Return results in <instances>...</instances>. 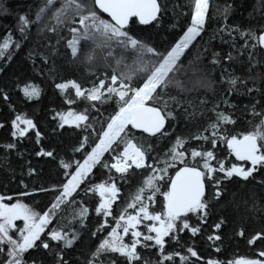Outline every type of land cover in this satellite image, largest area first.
I'll list each match as a JSON object with an SVG mask.
<instances>
[{
	"label": "snow or ice",
	"instance_id": "snow-or-ice-1",
	"mask_svg": "<svg viewBox=\"0 0 264 264\" xmlns=\"http://www.w3.org/2000/svg\"><path fill=\"white\" fill-rule=\"evenodd\" d=\"M57 3L59 6L57 7ZM229 8H225V21ZM209 9V0H192L190 23L186 28H182V34L175 42L163 51L132 34L130 25L136 20L141 25H149L158 22L162 14V6L159 0H43L42 4L35 12L34 19L30 13L20 14L17 17V31L21 40H26L33 25L47 28L55 33L59 26H70L69 31L72 38L67 41V46L71 50L73 58L77 57L81 41L90 42L92 48L86 55V60L92 62L95 53L99 50L105 53L104 59L114 60L115 67L109 77L105 73L103 79L98 83H93L90 88L84 89L75 79L55 83V88L62 95H67L69 90H74L76 98H82L91 102L107 103L114 102L113 112L106 121H94L100 123L99 131H96L93 123H89L90 116L87 110L58 112L59 127L74 125L76 128L85 130L92 129L95 133V140L88 145L89 136L83 137L79 142V147L75 149L82 152V162L61 159L60 166L65 170V181L51 189H39L40 191H52L58 193L54 196L51 207L43 213L37 212L22 199H15L12 196L0 195V264H28L25 254L29 250H48L55 256V264H68L64 259V251L73 247L79 239V234L73 232L69 235L63 228H49L53 217L57 215V210L62 205L75 204L78 196V189L84 185L85 197L88 193L98 194L99 201L93 206L97 216H102L103 223L99 224L98 231H106L108 217H112L114 226L107 236L100 240V243L91 253V258L87 264H174L175 258L179 257V264H197L203 260L196 247L190 244L186 247V254L181 251L167 252L166 244L175 241L180 245V233H191V237H196L202 233L204 224H207L210 216L211 203L206 195V181L214 189L212 198L219 200L223 195V181L236 177L245 182L249 179H256V176L264 174V108L257 112L256 105H252L253 117L259 116L258 123L251 125V130L246 132H233L226 125H235L236 120L231 114L217 111L216 105L211 109L215 115V121L209 122L203 130L210 133L194 135L190 138L177 136L174 143L168 150L166 158L162 161L159 157L154 159L153 164L147 161L151 158L148 151L143 146L134 142L128 134L132 129L141 130L152 137L165 134L166 124L175 119V112L168 107L165 95L170 87H176L179 91H184V84L178 77L184 69L183 58L192 51L195 46L194 41L205 29L206 19ZM8 10L4 9L6 13ZM105 14L107 18H105ZM55 23L49 27L45 19ZM232 31H238L233 28ZM239 35L244 38V46L255 50L257 47L264 48V26L257 32L253 29L239 31ZM20 49L21 43L13 39V33L9 31L0 42V58L11 59L10 50ZM117 50L128 53L132 56L131 63H127V56L115 55ZM206 51V49L204 50ZM31 56V53H29ZM218 54H214L212 64L219 63L216 59ZM202 59L200 54H193L189 64L198 63ZM227 59L231 60L229 55ZM249 59H252L251 52ZM45 61L47 58L45 57ZM123 67V71L117 74V70ZM203 85V81L200 82ZM227 83L232 89L238 85V79L230 78ZM24 95L32 99L38 98L41 89L35 84H25L21 89ZM249 92L252 89H248ZM0 96L8 99L7 93L0 90ZM173 103L179 106L176 97L170 98ZM73 99H67L68 104H73ZM207 100H201L206 104ZM227 103V101H225ZM231 106V105H230ZM95 107V103L92 104ZM21 124L24 127H21ZM13 137H23L29 129H36L37 142L41 137L36 123L26 116L16 115L11 121ZM0 127H3L0 124ZM189 139L203 140L211 145L205 150L201 145L200 149H188L186 144ZM226 144L231 155L241 163H232L227 166L223 160H217L214 149L217 142ZM122 145V150L120 146ZM6 148L12 149L16 145L9 143ZM116 152L111 159L113 162H105L102 158L107 152ZM55 150L45 151L41 149L36 155L54 158ZM190 155L193 163H189ZM197 158L202 163H195ZM163 166H160V165ZM182 165L176 168V165ZM108 169L109 173L114 169L124 179L125 174L137 169H150L148 175L135 193L131 194L125 206L118 216H113V204L119 199L121 189L113 176L99 183L88 182L89 174L97 166ZM70 169H74L69 171ZM169 169L174 170V174H169ZM35 169L30 168L29 174L35 173ZM167 177V179H165ZM264 183V181H261ZM23 183V181H21ZM163 185L166 190L161 189ZM27 187V186H26ZM163 197L160 211H153L151 204L155 201L156 195ZM27 191H22L19 196H28ZM71 198V199H70ZM81 206L73 210V218H79L83 225L88 219L90 208L80 202ZM190 214H194L197 223H190ZM17 221H23V227L17 225ZM226 221L221 217L211 225L214 230L207 236L208 241H221L222 237L216 234L222 229ZM141 225L146 231L141 230ZM42 234H44L42 236ZM92 235H96L95 232ZM130 238L125 241V237ZM244 236V230L238 233ZM167 238V239H166ZM257 240H264V230L257 232L248 243ZM62 243V247L53 251L52 242ZM183 247V246H181ZM143 250H158L159 258L155 261L145 255ZM215 251L220 252V248ZM118 254L115 259L112 257ZM259 256L264 258V251H260ZM192 258H196L192 260ZM35 264V261H33ZM204 264H264V259L247 258L239 256L227 262L208 258Z\"/></svg>",
	"mask_w": 264,
	"mask_h": 264
},
{
	"label": "trees",
	"instance_id": "trees-1",
	"mask_svg": "<svg viewBox=\"0 0 264 264\" xmlns=\"http://www.w3.org/2000/svg\"><path fill=\"white\" fill-rule=\"evenodd\" d=\"M162 6V14L158 22L149 26H142L136 21L130 27L132 34L140 37L157 50L163 51L170 44L175 42L182 34L181 29L186 28L190 23V12L192 0H159ZM43 0H0V42L9 31L13 33V39L21 43V48L10 50L11 59L0 58V90L7 93L8 99L0 96V195L12 196L15 199H22L33 207L37 212L43 213L51 207L54 196L58 193L52 191H40L39 189H51L65 181V170L60 166L61 159L82 162V152L75 151L83 137L89 136L86 148L90 151L89 145L95 140V133L92 129L85 130L83 126L76 128L74 125H65L60 128L58 112H67L70 108L80 112L87 110L90 116L89 123L94 124L96 131L100 129V123L94 121H106L113 112L115 104L112 101L107 103L91 102L82 98H76L74 90H69L67 95H62L55 88V83L75 79L84 89L90 88L93 83L103 79L105 73L110 77L115 67L114 60L88 62L86 55L92 45L90 42L81 41L77 57L73 58L67 41L72 38L69 31L71 26H59L55 33L47 28L43 31V25L33 27L29 31L28 38L21 40L17 31V17L20 14L30 13L34 19L35 12ZM59 6V3L56 5ZM229 8L227 20L225 21V8ZM4 9L8 11L5 13ZM107 18V15H105ZM45 23L51 27L55 22L45 19ZM264 26V0H210L206 19V25L201 36L194 41L192 51L183 58L184 69L178 77L184 84V91L176 87H170L165 95L168 107L175 112V119H171L166 126L163 136H150L136 129L128 134L138 145L143 146L151 157L147 163L153 164L154 159L159 157L162 161L177 136L190 138L194 135L210 133L203 130L209 122L215 121L216 115L211 110L214 105L218 106L217 111L231 114L236 124L226 125L233 132H246L251 130L252 121L258 123L260 117H253L252 105H256V111L264 108V48L257 47L255 50L244 46V38L239 31L253 29L257 32ZM238 31H232V29ZM206 49V51H204ZM252 59H249V53ZM31 53V56L29 55ZM200 54L202 59L198 63L189 64L193 54ZM127 56V63H131L132 56L117 50L115 55ZM214 54L219 63L212 64ZM105 55V53H103ZM231 55L232 59L227 57ZM45 57L47 61H45ZM104 57V56H103ZM123 67L117 70V74L123 71ZM237 78L238 85L232 89L227 81L230 78ZM203 81V85L200 83ZM35 84L41 89L40 96L32 99L27 98L21 90L25 84ZM248 89H252L251 92ZM176 97L179 103H173L170 99ZM67 99H73V104H68ZM201 100H207L202 104ZM227 101V103H225ZM95 103V107L92 104ZM231 105V106H230ZM26 116L32 119L41 133L37 142L36 129H29L23 137H13L14 130L11 121L16 115ZM21 127H24L21 124ZM13 143L15 148L8 149L5 145ZM203 145L204 149L211 148V145L203 140L189 139L186 147L197 148ZM41 149L45 151L55 150L54 158L38 156ZM122 150V145L120 146ZM217 161L223 160L227 166L232 163H241L234 155L229 153L225 143L218 141L214 149ZM116 152L105 153L102 158L105 162L111 163ZM189 163H193L190 155ZM195 163H202L199 158ZM160 166H163L162 164ZM182 165L177 164L176 168ZM35 169V173L29 174V169ZM74 170L70 169L69 171ZM169 174H174L169 169ZM150 175V169H137L125 174L124 179L113 169L97 166L89 174L88 182L99 183L113 176L118 187L121 189L119 199L113 204V216H118L125 206L131 194L135 193L143 180ZM167 179V177H165ZM23 181V183H21ZM264 174L256 176V179H249L245 182L239 178L223 181V195L217 201L212 198L214 189L207 183L206 195L208 196L211 208L207 224L202 226V233L191 237L187 230L180 233V245L175 241L166 244L167 252L181 251L186 254V247L194 243L198 253L203 260L197 264H204L208 258H217L227 262L239 256L247 258H260V251H264V240H257L248 243L257 232L264 230ZM27 186V187H26ZM161 189L166 188L161 185ZM22 191H27L28 196H19ZM79 195L75 204L62 205L53 217L49 228H63L69 235L73 232L79 234V239L73 247L66 249L63 253L68 264H87L91 253L100 243V240L107 236L114 226L112 217H108L106 231H98L99 224L103 223V217L97 216L93 206L98 203V194L88 193L85 197L84 185L78 189ZM71 199V198H70ZM90 208L88 219L82 225L79 218H73V210L81 206ZM163 197L158 193L155 201L151 204L153 211H160ZM221 217L226 221L222 229L216 234L221 235V241H208L207 236L213 233L211 225ZM190 223L195 225L197 218L190 214ZM243 229L245 235L238 233ZM141 230L146 231L141 225ZM95 232L96 235H92ZM44 234H42L43 236ZM129 237H125L127 241ZM167 239V238H166ZM183 246V247H181ZM53 251L62 247V243L53 241ZM220 248V252L215 249ZM142 255L155 261L159 258L158 250H143ZM2 256V254H0ZM118 254L112 258L115 259ZM28 264H55V256L48 250H29L25 254ZM196 258H192L195 260ZM99 264V262H98ZM120 264V261L117 262ZM172 264V262H169ZM174 264H179V257L175 258Z\"/></svg>",
	"mask_w": 264,
	"mask_h": 264
},
{
	"label": "rangeland",
	"instance_id": "rangeland-1",
	"mask_svg": "<svg viewBox=\"0 0 264 264\" xmlns=\"http://www.w3.org/2000/svg\"><path fill=\"white\" fill-rule=\"evenodd\" d=\"M83 2H85V3H87L88 2V0H83ZM209 2H210V0H209ZM103 53L102 52H100L99 50H97L96 51V53H95V61L96 62H103V61H106L104 58H103ZM17 223V225L19 226V227H23V221H17L16 222ZM256 259H264V258H256Z\"/></svg>",
	"mask_w": 264,
	"mask_h": 264
},
{
	"label": "water",
	"instance_id": "water-1",
	"mask_svg": "<svg viewBox=\"0 0 264 264\" xmlns=\"http://www.w3.org/2000/svg\"><path fill=\"white\" fill-rule=\"evenodd\" d=\"M160 2V1H159ZM106 15V14H105ZM134 21H136V20H133L132 21V23H131V25H130V27L133 25V22ZM137 22V24H139V22L138 21H136ZM154 22H152L151 24H153ZM151 24H149V25H151ZM139 25H141V24H139ZM149 25H142V26H149ZM166 126H167V124H166ZM136 130H138V129H136ZM138 131H141V130H138ZM206 191H207V183H206Z\"/></svg>",
	"mask_w": 264,
	"mask_h": 264
}]
</instances>
